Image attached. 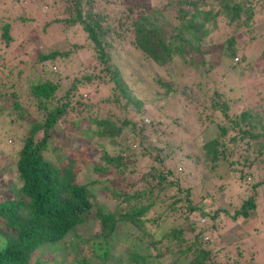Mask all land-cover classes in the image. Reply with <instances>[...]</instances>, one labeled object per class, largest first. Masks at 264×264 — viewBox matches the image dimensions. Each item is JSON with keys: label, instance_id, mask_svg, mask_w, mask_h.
<instances>
[{"label": "trees", "instance_id": "16d2710c", "mask_svg": "<svg viewBox=\"0 0 264 264\" xmlns=\"http://www.w3.org/2000/svg\"><path fill=\"white\" fill-rule=\"evenodd\" d=\"M57 2L58 15L52 21L65 30L81 28L100 72L79 76L64 86L70 74H55L58 70L51 62L66 58L67 53L44 52L38 55L35 66L41 64L45 75L30 83L29 105L24 107L16 92L10 94L12 109L27 118L20 123L24 130L20 147L6 144L12 163L1 171H10L14 177L0 181V264H30L35 252L46 245L53 250L58 244L64 245L68 264H109L120 226L130 232L134 229L132 233L141 234L137 237H150L149 245L158 252L157 264L169 246L175 247L177 261L182 264L256 262V251L248 250L242 238L221 246L219 243L224 221L247 222L257 207L264 206L263 101L238 108L235 99L225 98L220 88L213 86L208 106L193 107L196 100L188 83L161 79L155 82L162 93H156L153 99L140 98L133 94L114 63L112 49L128 36L134 49L159 66L178 61L182 68L189 66L205 77L220 58L228 62L218 60L230 71L241 62L238 41L244 32L253 31L256 7L259 5L264 12V0H165L158 10L145 0ZM169 16L172 17L168 19ZM159 19L168 21L175 32H166ZM27 22L25 13L9 8L0 13V57L19 43V34H13L14 25L21 27ZM220 29L226 39L214 44L212 35ZM205 55L211 59L206 60ZM256 62L261 72L257 68L249 79H259L257 73L264 77V49ZM23 63L18 60L19 66ZM27 64L29 68L34 66ZM238 81L241 86L248 82ZM107 85L111 86L110 92L99 103L91 105L82 99L85 87H94L97 93ZM204 88H208L207 82ZM175 97L178 107L180 102L183 104L170 111V116H175H168L167 125L154 120L143 124L147 105L161 110ZM204 122L214 124L216 132L205 137L204 144L193 153H186L177 144L179 134L193 131L195 135ZM10 125L13 126L11 121ZM5 135L12 137L8 132ZM140 158L150 160L149 169L140 173L139 180H130L129 188L114 185L111 195L117 204L113 210L106 211L98 199L96 179L91 182L79 176L91 162L94 176L111 185L117 177L125 182L127 176L129 179L138 171ZM205 165H209V170H202ZM206 172L215 178H200ZM225 185L238 192L239 199L229 203L232 212L220 207L214 197V192L223 196ZM89 216L98 227L92 252L90 256L78 257L77 244H84L85 240L74 241L73 232ZM152 222L159 227L170 226L165 235L166 246L161 245L164 235L156 238L157 232L147 225ZM241 258L250 261L241 262ZM128 261L154 264L139 251L131 252ZM51 263L36 259L32 264Z\"/></svg>", "mask_w": 264, "mask_h": 264}, {"label": "rangeland", "instance_id": "374dc122", "mask_svg": "<svg viewBox=\"0 0 264 264\" xmlns=\"http://www.w3.org/2000/svg\"><path fill=\"white\" fill-rule=\"evenodd\" d=\"M105 1L108 3L112 2V0ZM164 1L165 0H145V3L158 10L162 7ZM6 8L13 9L18 14L25 13L28 22L21 27H19L18 24L14 25V27H16L13 29V34L16 37L19 34L17 38L19 43H16L7 53H3L5 57H0V181H6L10 177H14V173L10 171L5 173L1 172L9 162L12 163V161L9 160L10 155H8V151H6V144H13L12 146L15 148L20 147V138L24 132V130L21 129L20 123L23 119L27 118L26 114L12 109L11 104L13 98L10 94L16 92L18 97L17 100L20 101L24 107L29 105L31 101L29 85L44 74L41 64L35 66L38 55L54 50L67 53L66 58L60 57L51 62L53 66H55L54 68L58 70L55 74L60 73L62 77L67 75V73L70 74V79H67V82H63L64 86L69 82L71 83L73 81L72 79L78 78L79 76L100 72L99 68H96L98 64L95 62L93 52L81 28L75 26L65 30L52 21L58 15L59 11L57 0H0V13ZM259 9L260 6L258 5L256 7L258 11L255 15L256 23L253 31L246 34L244 32L238 41L237 51L241 58V62L235 68L233 66L230 71H227L225 67V64L228 62L220 58L216 61L212 59V61L215 62L214 68L211 69L205 77L189 66L188 68H182V65L178 61L174 65L159 66L151 60L144 58L139 51L134 49L131 46L128 36L123 43H119L117 47L112 49V58L114 63L121 70L123 78L132 88L133 94L143 99H153L156 97V93L163 92V89L158 87L155 82L161 79L163 82L179 80L181 85L185 82L188 83V87L192 90L196 100V102L192 103L193 107L197 104L201 107L203 105L205 107L208 106L209 98L213 95V86L217 89L219 87L220 90H218L221 92L220 94L224 95L225 98L235 99V104H238V108L242 104H258L260 101H263L264 104V79H261L264 77H261V73H257V78L260 80L253 78L254 76L252 77L253 79L248 78L252 71L257 70L256 61L259 60L262 50L264 49V15L261 16V12H264ZM171 14L173 15V12ZM14 16L13 14L11 15L12 18H14ZM170 17L172 16H169L168 19ZM159 21L165 26L166 32L170 30L173 31V33L175 32L176 29H173L168 21L163 19H159ZM221 31L222 29L218 30L219 33H213L212 42L214 44L221 43L222 40L226 39V36L222 35ZM170 34L175 35L176 33ZM186 36L187 33L184 32L183 37ZM0 53L2 54L1 49ZM19 59L24 61V63L20 65L22 69L18 65ZM205 59H211L210 55H205ZM218 60L223 61L225 64L223 62L219 63ZM27 62L34 66L29 68ZM205 68L208 69L207 66ZM32 69H34V71ZM260 70L261 68H258V72ZM19 73L20 75L18 76ZM225 73L229 75L224 77ZM241 73L244 78H242ZM241 78L248 80L243 86L238 84V80H242ZM206 82L208 88H204ZM197 84H199L200 87ZM110 87V85H107L106 89L100 90L97 93L93 91L92 88L94 87H85L82 99L88 101L91 105L97 104L101 99H105L108 96ZM176 99L177 97L172 98L170 100V105H167L168 102L165 103L166 106L161 110H158V106L149 107V105H147V109L144 110L147 115L143 119V124H149L154 120L155 122L161 123L162 126L167 125L169 122L168 116L171 114L170 111L174 109L177 110L183 104L180 105V102L178 107L176 105ZM114 109L115 107H113V110ZM116 112H118V110H116ZM172 116L170 117L172 118ZM78 118H80V116H78ZM212 118L217 119L215 121H219V118L214 115H212ZM10 121L13 123V126L10 125ZM83 124L86 125L87 122ZM5 132H8L12 137H6ZM167 132L171 133V130L168 129ZM197 132L199 133L195 135H193V131H191V133L181 132L179 134L178 140L180 141H177V144L182 145L183 150L188 154L193 153L194 149L201 147V145L204 144V140H206L205 137L212 136L216 132L215 125H209L208 122H204ZM177 154H180V152L178 151ZM150 164L151 162L147 158H140L137 164V172L132 174L129 179L127 176L125 182L122 181L120 177H117V180H115L112 185L106 183L104 179L93 175L92 167L94 163L91 162L84 166L79 176L91 182H94L96 179L94 188H96L98 193V199L104 204L105 210L109 211L113 210L117 204L116 200L111 195V192L115 191L114 185L117 184L119 188H129V181L139 180L140 173L146 172ZM205 167H208L209 170V165L202 167V170L205 169ZM197 170L199 172V167ZM200 178L206 180L215 178V176L214 174L206 172V174L202 173ZM217 186L218 184L215 188H217ZM222 193L223 196L220 193L214 192L217 204L232 212L229 203L239 199L236 194L238 192H236L232 186L225 185ZM221 217H223V215ZM88 219L86 218V223L81 227H77L73 232L74 241L77 239L85 240L84 244H77L76 248L78 251L75 252V255L78 257L83 255L90 256L92 252V242L95 239L94 235L98 227L96 222L91 219V216H89ZM223 223L224 230L223 226L221 228L222 242L219 243V246L223 245V242H232L231 240L242 238L248 250L256 251V259L258 262L256 261L252 264H264V206L261 205L257 207L251 214L250 220L247 222H233L231 219H227ZM147 225L152 232H157L156 238L157 236L164 235L161 245L166 246L165 235L170 226L165 224L159 227L154 222ZM133 231L134 229H131L130 232L128 228L123 230L121 226L118 228L117 235L114 237L115 240L113 242V244H116V249L112 251L109 264H129L128 256L134 251H139L141 255L146 256L149 262L152 261L154 264L158 263V261L155 260L158 252L154 251L149 245L151 241L150 237H147L148 239L143 236H141V238L137 237L141 234L132 233ZM125 243H128L130 247H127ZM169 247V251H166L167 253L159 259V264H174L176 262L177 264H182L177 261L179 255L175 252V247ZM63 249L64 245L61 244H58L53 250L46 245L44 248H41L39 252L33 254L29 263L32 264L36 259H39L43 262L50 260L52 261L51 264H68L69 257L66 258L67 256ZM235 253H233L234 256H236ZM119 258L120 261H118ZM240 260L241 262L250 261L248 258H241ZM222 264H232V261L224 260Z\"/></svg>", "mask_w": 264, "mask_h": 264}, {"label": "built area", "instance_id": "2783aa9c", "mask_svg": "<svg viewBox=\"0 0 264 264\" xmlns=\"http://www.w3.org/2000/svg\"><path fill=\"white\" fill-rule=\"evenodd\" d=\"M237 59H235V61H236ZM203 221V220H202Z\"/></svg>", "mask_w": 264, "mask_h": 264}]
</instances>
